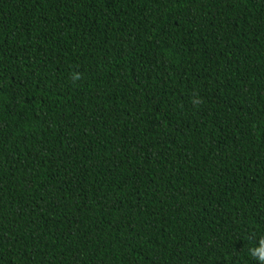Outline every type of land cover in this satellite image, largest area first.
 Returning <instances> with one entry per match:
<instances>
[{
	"label": "trees",
	"instance_id": "trees-1",
	"mask_svg": "<svg viewBox=\"0 0 264 264\" xmlns=\"http://www.w3.org/2000/svg\"><path fill=\"white\" fill-rule=\"evenodd\" d=\"M262 237L264 0H0V264H256Z\"/></svg>",
	"mask_w": 264,
	"mask_h": 264
},
{
	"label": "clouds",
	"instance_id": "clouds-1",
	"mask_svg": "<svg viewBox=\"0 0 264 264\" xmlns=\"http://www.w3.org/2000/svg\"><path fill=\"white\" fill-rule=\"evenodd\" d=\"M81 78L79 73H74L72 79L78 81ZM193 103L199 105L202 101L199 98L193 100ZM249 255L256 261V264H264V237L260 238L256 245L248 250Z\"/></svg>",
	"mask_w": 264,
	"mask_h": 264
}]
</instances>
